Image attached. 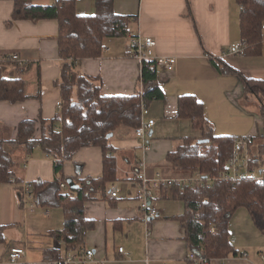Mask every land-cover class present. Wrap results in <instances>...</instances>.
Segmentation results:
<instances>
[{
  "label": "crops",
  "instance_id": "0c3cea01",
  "mask_svg": "<svg viewBox=\"0 0 264 264\" xmlns=\"http://www.w3.org/2000/svg\"><path fill=\"white\" fill-rule=\"evenodd\" d=\"M36 4L50 5L52 1ZM14 9L15 0H0V60L18 55L21 62L33 63L40 70L42 100L16 104L1 101L0 140L14 141L19 125L27 120L36 123L35 137L39 139L40 115L44 120L54 119L59 112L57 104L62 101L61 90L55 85L61 80L63 63L58 47L59 23L51 19L37 23L15 20ZM114 11L118 16L131 18L129 33L153 38L157 43L156 54L175 57L177 64L174 72L158 75L166 99L151 106L155 125L150 131L149 149L142 151L133 129L122 127L111 136L117 180L106 185V196L98 194L95 201L85 203V217L95 222V228L87 233L79 249L70 252L92 250L97 264H264V234L245 208H240L229 223L230 241L245 256L230 255L205 262L191 260L190 255L195 253L190 252L186 231L177 219L185 214V203L173 199L169 189L156 191L154 204L160 216L146 225L134 177L141 161L145 162L148 175L156 172L168 177L184 175L173 169L167 157L178 149L183 138L200 135L190 122L177 117L178 100L185 95L194 96L203 104L215 136L256 138L255 145L264 146V122L252 104L244 101L240 78L221 74L207 55L224 60L246 78L264 81V48L259 56L222 57L230 45L242 40L240 6L236 0H114ZM78 13L93 15L95 1L79 0ZM4 70L10 78H16L14 68L4 66ZM77 70L96 80L103 96H131L143 90L141 64L130 58L127 37L106 39L103 55L80 61ZM24 79L28 83L27 92L37 95L36 68ZM11 147L6 144L7 151ZM12 151L19 163L17 173L22 182L0 184V227L6 228L8 239V245L0 244V264H42L44 252L57 244L48 233L63 229L65 214L61 208L37 204L32 209L35 200L24 204L20 188L26 183L52 182L58 178L55 161L40 147L30 156L20 148ZM103 160L101 148H82L64 164V178L100 179ZM113 186L120 190L117 198L110 196ZM47 208L49 216L44 214ZM31 246L37 249L32 255ZM11 247L26 248L27 258L10 263ZM120 248H124V253H120Z\"/></svg>",
  "mask_w": 264,
  "mask_h": 264
},
{
  "label": "trees",
  "instance_id": "16d2710c",
  "mask_svg": "<svg viewBox=\"0 0 264 264\" xmlns=\"http://www.w3.org/2000/svg\"><path fill=\"white\" fill-rule=\"evenodd\" d=\"M41 1L45 0H15L13 17L33 23L48 19L58 21V47L63 63L61 80L55 85L61 90L62 108L52 120H44L40 115L39 139L35 137L36 123L27 120L19 125L14 141L0 140V184L22 182L13 149L20 148L30 156L35 148L40 147L54 159L58 178L52 182L38 180L31 183V194L39 207L61 208L65 214L63 229L48 233L57 244L44 252L42 263L63 264L66 255L79 249L87 233L95 228V222L85 217V203L95 201L98 194L106 196V185L117 180L116 160L108 156L115 152L111 136L122 127L133 130L140 127L143 104L150 111L154 103L164 102L166 97L158 80L155 61L146 60L141 64L143 90L131 96H103L100 84L77 70L80 61L103 55L106 39L128 36L131 18L115 13L114 0H94L95 13L90 16L79 15V0H49L52 1L50 5L36 4ZM236 1L241 8V37L248 43L245 56H259L264 48V0ZM207 55L221 74L240 78L244 101L248 103L256 99L258 114L264 122V81L246 78L224 60ZM4 66L14 68L16 78H10ZM34 67L38 80L37 95L27 92L28 83L24 79ZM31 99L42 100L40 70L33 63L13 60V56L0 60V102L16 104ZM177 117L190 122L192 129L201 136L183 138L178 149L169 153L167 162L178 173L199 171L206 176L219 175L233 156L235 140L244 137L215 136L203 104L191 95L179 98ZM247 139L252 144L256 140ZM201 140H208V143H200ZM6 144L13 148L7 151ZM86 147L103 150V177L72 178L75 187H70L63 175L64 164ZM256 150L258 159L264 163V146H256ZM61 184H67V188L61 189ZM20 193H23L21 188ZM170 193L173 199L186 205L185 214L177 219L186 231L190 252L203 262L225 259L230 255L245 256L230 241L229 223L240 208L247 209L254 224L264 234V182L244 179L229 185L215 181L204 188L181 190L175 186ZM5 229L0 227V244L8 245Z\"/></svg>",
  "mask_w": 264,
  "mask_h": 264
},
{
  "label": "built area",
  "instance_id": "2783aa9c",
  "mask_svg": "<svg viewBox=\"0 0 264 264\" xmlns=\"http://www.w3.org/2000/svg\"><path fill=\"white\" fill-rule=\"evenodd\" d=\"M59 0H57L58 2ZM130 58L143 64L144 61H155V67L157 74L172 73L176 69L177 59L175 57L159 56L156 54V41L151 37H144L140 34L128 33ZM248 43L246 40H241L228 47V49L222 53V57L229 56H243L246 54ZM13 60L18 61L17 55L13 56ZM61 109V102L57 104ZM150 111L143 104L142 107V123L141 126L134 129V135L140 142V148L142 151L149 149V135L148 133L155 125V120L149 118ZM112 157V154H108ZM135 180L138 182L136 196L140 201V211L142 214V220L147 224L151 220L160 216L158 208L154 204L155 192L162 191L163 189H172L175 186H179L181 190L188 187L204 188L207 185L213 184L215 181H223L229 185H234L240 180H256L264 182V163L258 159V153L255 143L252 144L247 138L236 139L234 143V152L230 161L225 168L217 176H206L203 173L196 171L190 174L181 175L178 177H168L161 172L147 174V167L144 161H141L136 171L134 172ZM67 184H61V189H66ZM24 204L27 200H34V196L31 194L33 185L26 183L23 185ZM120 190L117 186H113L110 189V196L117 198ZM31 202V201H30ZM36 206V202L31 205L33 209ZM46 216L50 215V210L47 208L44 211ZM149 234V231H147ZM120 253H124V248H120ZM95 253L92 250H83L82 253L69 252L63 264H96L94 260ZM27 258V249L23 247H11L8 251V260L10 263H19ZM190 259L199 262V258L195 254L190 255ZM202 261V260H201ZM264 263V257H262Z\"/></svg>",
  "mask_w": 264,
  "mask_h": 264
},
{
  "label": "rangeland",
  "instance_id": "374dc122",
  "mask_svg": "<svg viewBox=\"0 0 264 264\" xmlns=\"http://www.w3.org/2000/svg\"><path fill=\"white\" fill-rule=\"evenodd\" d=\"M250 104H252V107L254 108V111L256 112V113H258V109H256V104L258 105V102L256 101V99L255 98H253V101L252 102H250ZM247 107H249L248 105H246ZM151 111V110H150ZM152 112V111H151ZM152 114V113H151ZM259 115V114H258ZM150 117H152L151 115H150ZM259 117V116H258ZM201 136V134L199 135V136H197L198 138ZM185 175V174H184ZM36 248L34 247V246H31L30 247V252H31V255L33 254V253H35L36 252Z\"/></svg>",
  "mask_w": 264,
  "mask_h": 264
},
{
  "label": "water",
  "instance_id": "95a60500",
  "mask_svg": "<svg viewBox=\"0 0 264 264\" xmlns=\"http://www.w3.org/2000/svg\"><path fill=\"white\" fill-rule=\"evenodd\" d=\"M149 136H151V133L149 134ZM200 143H208V140H201ZM68 185L70 187H75V184L72 180H68Z\"/></svg>",
  "mask_w": 264,
  "mask_h": 264
}]
</instances>
